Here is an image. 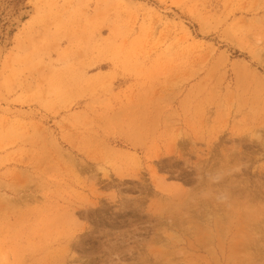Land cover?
Segmentation results:
<instances>
[{
	"label": "rangeland",
	"instance_id": "obj_1",
	"mask_svg": "<svg viewBox=\"0 0 264 264\" xmlns=\"http://www.w3.org/2000/svg\"><path fill=\"white\" fill-rule=\"evenodd\" d=\"M0 264H264V0H0Z\"/></svg>",
	"mask_w": 264,
	"mask_h": 264
}]
</instances>
